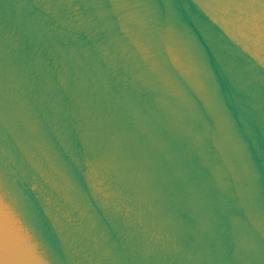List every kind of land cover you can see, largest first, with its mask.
Returning a JSON list of instances; mask_svg holds the SVG:
<instances>
[{
	"label": "water",
	"instance_id": "1",
	"mask_svg": "<svg viewBox=\"0 0 264 264\" xmlns=\"http://www.w3.org/2000/svg\"><path fill=\"white\" fill-rule=\"evenodd\" d=\"M0 264H264V0H0Z\"/></svg>",
	"mask_w": 264,
	"mask_h": 264
}]
</instances>
